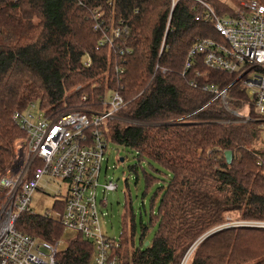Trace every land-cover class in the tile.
I'll return each mask as SVG.
<instances>
[{
	"label": "trees",
	"instance_id": "16d2710c",
	"mask_svg": "<svg viewBox=\"0 0 264 264\" xmlns=\"http://www.w3.org/2000/svg\"><path fill=\"white\" fill-rule=\"evenodd\" d=\"M209 2L220 17H234L221 1ZM97 12L102 27L127 26L129 34L113 47H101ZM201 13L191 0L178 2L173 11L171 0H0V178L12 166L15 141L24 137L13 122L15 113L35 102L55 118L93 108L102 93L94 86L119 89L127 105L121 120L109 125L111 142L168 177L150 220L158 228L155 237L148 247L134 249L132 264H182L189 251L187 264H264V229L224 227L229 217L264 223L258 125L238 121L203 88L228 89L234 111L245 108L248 97L235 76L208 71L202 57L184 72L198 41L218 39L213 24L196 21ZM156 181L148 177L150 185ZM4 199L0 191V206ZM123 225L121 242L133 245V217ZM17 229L49 242L64 236L59 222L29 213L21 215ZM148 230L142 226V240ZM91 260L90 245L78 236L58 264Z\"/></svg>",
	"mask_w": 264,
	"mask_h": 264
},
{
	"label": "built area",
	"instance_id": "2783aa9c",
	"mask_svg": "<svg viewBox=\"0 0 264 264\" xmlns=\"http://www.w3.org/2000/svg\"><path fill=\"white\" fill-rule=\"evenodd\" d=\"M182 0H171V11ZM202 13L197 22L211 23L218 34L217 40L203 39L189 51L184 72L192 68L194 59L202 57L208 71L222 72L235 76L245 91V114L230 108L228 89L220 90L206 85L203 90L210 93L219 107L234 115L243 123H257L261 158L258 166L264 164V5L257 0L242 2L234 17H220L207 0H191ZM100 13L94 15L95 30L102 32L101 47H113L115 41L129 34L127 26L102 27ZM171 17L167 23L170 27ZM163 47V46H162ZM120 56L125 52L118 51ZM129 53V52H127ZM85 67L91 66L89 59ZM166 73V71H163ZM116 73H123L116 68ZM201 76L197 72V77ZM108 77V74L106 75ZM195 86V85H194ZM93 100L91 109H73L57 115L46 116L38 103L13 115V122L24 134L26 153L22 166H12L0 178V191L5 199L0 206V264H58V258L68 248L62 239L54 242L31 237L17 229L22 214L32 212L35 195L49 186L57 188L56 203L62 205V212L56 217L44 215L59 222L65 232L80 236L92 250L91 264H132L121 239L108 238L101 226L107 216L102 209L108 205L107 194L115 192L118 184L110 181L101 185L102 164L112 144L109 125L119 120V113L127 102L119 89L108 85ZM89 96L82 98L83 103ZM257 118L251 119V110ZM43 186V188H41ZM102 186L103 197L99 199L98 189ZM224 227H247L264 229L262 222ZM129 252L134 248L129 243ZM192 251L185 256L187 264ZM133 255V254H132ZM130 259V260H129Z\"/></svg>",
	"mask_w": 264,
	"mask_h": 264
},
{
	"label": "rangeland",
	"instance_id": "374dc122",
	"mask_svg": "<svg viewBox=\"0 0 264 264\" xmlns=\"http://www.w3.org/2000/svg\"><path fill=\"white\" fill-rule=\"evenodd\" d=\"M207 1L209 2V0ZM219 1L227 5L230 8V12L233 10L235 13L241 3L248 0ZM244 109L243 107L239 112L245 114ZM250 117L251 119L257 118L255 112L254 116L250 115ZM119 120H121V118ZM25 153L26 141L23 137H20L14 143L15 162L13 169L17 170L22 166ZM121 159H124L123 163L120 161ZM150 176L157 180L151 185L148 182V177ZM110 181L118 184V189L115 192H109L107 194L109 203L106 208L102 209L103 212L107 213V216L101 220L104 234L110 239L119 240L123 233L124 221L127 220L128 223H130V219L133 217L135 231L133 235L134 244L132 247L138 249L142 247V244L151 243L158 229L156 225L150 224L152 211H154V215H157L160 199L159 189L166 186L168 177L162 173V170L157 165H151L148 161L139 163L134 152L112 143L106 160L102 164L100 183L104 185ZM41 188H43V186H41ZM56 193L57 188L55 186H49L37 193L32 202V212L40 216L50 214L56 217L57 209L60 206V204H56L55 202L57 200L55 197ZM156 195L158 196L156 197ZM98 197L99 199L103 197L102 186L98 189ZM245 223L247 222L237 220L234 217H229L228 219V224L230 225H243ZM142 226L149 227L143 240ZM63 233L64 236L61 239L65 241H70L78 237L72 232L64 231ZM127 240H129V235ZM124 246L128 257L130 258L131 256L133 258V253H130L128 249L129 241Z\"/></svg>",
	"mask_w": 264,
	"mask_h": 264
},
{
	"label": "water",
	"instance_id": "95a60500",
	"mask_svg": "<svg viewBox=\"0 0 264 264\" xmlns=\"http://www.w3.org/2000/svg\"><path fill=\"white\" fill-rule=\"evenodd\" d=\"M225 156H226V159H227L228 164H230L231 161H232V157H233L232 152L231 151L226 152ZM120 161L123 163L124 162V159H121ZM148 246H149V243H146L145 244V247H148Z\"/></svg>",
	"mask_w": 264,
	"mask_h": 264
},
{
	"label": "bare ground",
	"instance_id": "6f19581e",
	"mask_svg": "<svg viewBox=\"0 0 264 264\" xmlns=\"http://www.w3.org/2000/svg\"><path fill=\"white\" fill-rule=\"evenodd\" d=\"M124 24V23H123Z\"/></svg>",
	"mask_w": 264,
	"mask_h": 264
}]
</instances>
